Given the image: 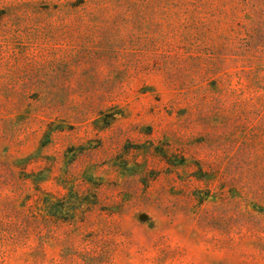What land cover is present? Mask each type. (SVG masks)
<instances>
[{"label": "rangeland", "instance_id": "374dc122", "mask_svg": "<svg viewBox=\"0 0 264 264\" xmlns=\"http://www.w3.org/2000/svg\"><path fill=\"white\" fill-rule=\"evenodd\" d=\"M0 264H264V0H0Z\"/></svg>", "mask_w": 264, "mask_h": 264}]
</instances>
